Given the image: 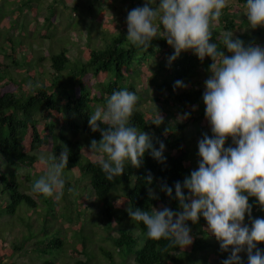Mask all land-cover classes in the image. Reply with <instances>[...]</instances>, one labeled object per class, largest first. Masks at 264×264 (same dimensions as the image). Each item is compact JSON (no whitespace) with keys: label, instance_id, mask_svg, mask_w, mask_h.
Here are the masks:
<instances>
[{"label":"trees","instance_id":"trees-1","mask_svg":"<svg viewBox=\"0 0 264 264\" xmlns=\"http://www.w3.org/2000/svg\"><path fill=\"white\" fill-rule=\"evenodd\" d=\"M30 3L31 0L23 1L20 9ZM145 3L147 0H131V7H143ZM227 3L223 15L213 28L210 42L219 45L220 36L231 31L234 33L233 39H241L246 47L254 46L249 40L252 37L264 48L260 31L248 27L246 15L242 12L245 0H227ZM76 9L75 4L72 11L75 12ZM90 12L92 13V9ZM53 15L51 13L46 18L49 23L52 22ZM96 24L93 25L96 29L91 27L88 30L83 59H70L66 46L62 45L57 52V49H50L47 56L50 71L41 67L40 62L44 57L40 55L37 60L30 62L32 70L27 71L25 77L19 80L11 75L8 66L0 59V218H12L13 222L17 220L24 227L21 236L14 238L10 247L0 246V253H4L5 259L10 260L16 251L25 249L30 242L34 255L41 257L55 251L57 255L54 254L53 260L61 255L64 247L66 250L65 240L60 235L61 229L53 227L60 214L58 202L65 201L63 214L66 221H74L85 210L81 208L78 192L80 189H88L99 203L100 215L104 221L100 222L110 229L108 237L123 259L131 257L133 264H222L230 256L231 246L229 251H222L219 241L205 226L199 225V222H186L191 226L190 245L184 249L176 247L162 251L168 241L149 239L142 222L134 221L141 236L135 234L130 228V216L126 211L131 206L133 209L140 208L151 213L159 205L181 211L179 201L175 198V183L179 181L182 184L193 170L198 169L199 164L194 159L199 152L198 142L203 138L201 135L198 141L191 142L183 137V132L190 123L197 125L201 119H206V105L203 102L205 90L193 80L200 73L208 77L211 75V57L206 56L201 61L192 50H187L181 51L169 63L168 58L175 50L163 38L162 27L146 50L136 48L127 41V29L110 33ZM21 37L19 42L8 37L6 46L0 45V55L8 58L14 65L19 64L17 54L25 47ZM96 38L99 43L95 44ZM219 47L226 55H231L222 45ZM149 60L155 66L154 70L150 69L151 76L145 77L146 72L140 73L137 66L144 68ZM26 61V65H29ZM134 76L143 78V88L141 94L137 93L139 102L130 123L138 131L147 133L156 149H159L161 142L165 145V159L158 161L150 154L151 150H148L139 168L126 162L124 173L113 181H108L100 165L93 163L98 154L90 152L91 141H99L102 138L101 133L93 132L88 122L96 104L102 102L106 105V99L113 91L126 89L135 92L134 85L129 82ZM176 81H182L186 87L174 89ZM103 93L107 96L103 97ZM145 98L157 103V109L145 110L141 106V101ZM175 112L183 116V121L176 119ZM159 114L163 117V122L157 126L151 121ZM207 123L209 124L208 120ZM100 126L107 127L102 123ZM207 135L212 137L213 134L210 131ZM228 146H235L231 137L225 142V147ZM64 148L68 149L69 156L67 167L63 170V177L66 179L63 195L57 200L32 192L33 183L45 171V168H38L41 162L35 152L48 151L59 157ZM21 170H24L22 178L18 175ZM75 171H78V176L73 174ZM149 175L152 177L151 184L146 179ZM71 181L83 184L80 183L78 192L73 194L76 204L70 202L66 194V186ZM165 185L172 188L171 197L162 190ZM149 188L156 191L158 199L149 198ZM183 191L185 195L188 194L187 189ZM248 202L252 206L251 218L246 213L244 223L251 227V221L261 218L263 209L256 197H249ZM39 221L42 222V228L35 233L34 227ZM116 223L118 228L114 230ZM50 231L52 233L49 235ZM32 232L35 235L30 234ZM41 234L42 238L38 239L37 236ZM0 242H3L1 232ZM77 243V247L70 248V254L75 257L85 254L86 258L76 259L71 264H91L89 259L92 255L87 253L90 241L84 238ZM262 243L258 242L257 248L264 252ZM201 251H213L216 261L200 255ZM100 252L108 259L107 264H117L109 250L100 247ZM239 255L240 264H248L246 251ZM4 260H0V264H11L9 261L4 263ZM53 260L45 258L43 264H53Z\"/></svg>","mask_w":264,"mask_h":264},{"label":"clouds","instance_id":"clouds-1","mask_svg":"<svg viewBox=\"0 0 264 264\" xmlns=\"http://www.w3.org/2000/svg\"><path fill=\"white\" fill-rule=\"evenodd\" d=\"M227 6V0H147L143 7L127 14L126 39L132 46L147 50L162 27L163 38L175 50L169 63L187 50L201 61L211 57V75L204 82L203 102L213 135L204 134L198 142V155L202 158L198 169L182 184L175 183V198L181 211L163 207L149 213L131 206L126 211L132 221L143 223L149 239L168 241L162 251L190 245L191 230L186 222L196 223L202 215L221 250L227 252L231 246V254L222 264H240L239 253L245 251L248 264H264V252L257 248L258 242H264V219H253L251 227L244 223L246 213L251 218L249 197H256L264 209V48L246 47L241 39H233L231 31L219 38V45L230 56L217 43L210 42L213 28ZM242 12L248 27L264 26V0H245ZM183 87L186 85L182 81L174 84V89ZM138 102L133 91H113L106 105L90 114L91 130L100 131L102 137L91 141L90 152L98 154L93 163L100 165L108 181L124 173L126 162L139 168L148 150L158 161L165 159V145L161 142L156 149L150 136L130 123ZM98 122L107 127L101 128ZM162 122L160 114L151 121L157 126ZM229 137L235 146L225 147ZM68 156L65 148L59 157L41 152L39 160L45 171L33 183L32 192L58 200L63 195L62 177ZM146 179L151 184V175ZM184 189L188 190L187 195ZM162 190L172 196L171 187L165 185ZM148 195L158 199L151 188Z\"/></svg>","mask_w":264,"mask_h":264},{"label":"rangeland","instance_id":"rangeland-1","mask_svg":"<svg viewBox=\"0 0 264 264\" xmlns=\"http://www.w3.org/2000/svg\"><path fill=\"white\" fill-rule=\"evenodd\" d=\"M25 0H0V45L6 46V38L12 37L15 41H20V37L25 44L22 51L17 54V59L19 64L14 65L8 58L0 55L1 62L6 64L8 71L17 80L24 78L27 71H31L32 67L30 62H34L39 58L40 55L44 59L40 62L41 67L45 70L50 71V62L47 58L50 49L55 52L64 45L67 48V55L70 59L85 57V40L87 38L88 30L93 27V25L99 24L104 31H125L127 29L126 18L128 12L132 9L131 0H31V3L25 5L20 9L22 2ZM233 1V0H231ZM77 6L75 12L72 11L73 5ZM92 9V13L90 10ZM51 13H54L52 22L46 20ZM247 19V17H245ZM47 22V23H46ZM217 24V23H216ZM96 29V26L93 27ZM260 33H264V26L256 27ZM20 36V37H19ZM19 37V38H17ZM254 46L258 45L262 47L259 42L251 37L249 39ZM99 43L98 38L95 39V44ZM26 62L29 65H26ZM154 62L149 60L145 67L137 66L139 72L145 73V77L151 76V70H154ZM3 69V67H2ZM150 71V72H149ZM209 77L205 74L200 73L198 77H195L193 82H198L199 86L205 90V80ZM143 78L140 76H134L129 79V82L134 85V89L137 93H142L143 88ZM95 81H92L94 83ZM95 93V91H93ZM141 92V93H140ZM106 93H103V97H106ZM105 105L100 102L96 104L97 107L103 108ZM141 106L147 110H156L157 103L142 99ZM176 119L178 121H183V116L178 112H175ZM42 126V125H41ZM199 129V132H198ZM211 131L210 124L207 123L206 119H201L197 125L190 123L185 132H183V137L191 142L198 141L199 136L208 134ZM44 152L46 155H51L48 151H36L35 153L39 157V154ZM202 158L197 155L195 157V163L199 164ZM38 168L41 170L45 168L41 163ZM24 170L18 172L20 178L24 176ZM74 175L78 176V171L73 172ZM73 175V176H74ZM64 181L66 179L62 177ZM75 178V177H74ZM81 182L71 181L69 185L66 186V194L69 197L70 202L76 204L73 199V194L78 192V188ZM75 184V187H74ZM82 184V183H81ZM83 185V184H82ZM84 187V186H83ZM154 193L156 192L152 189ZM31 194V191H28ZM80 196L78 197L81 201V208H85L82 215L74 219V221H66L65 218V201L61 200L58 202L59 205V216L53 227L60 228V235L65 240L66 250L64 247V252L53 260L55 251H51L49 254L51 256H37L34 255L32 251V244H29L25 249L21 251H16L11 259H5V254L0 253V260H4V263L9 261L11 264H43L45 258L48 260H53V264H65L67 261L73 263L76 259H85L86 255H80L78 257L72 256L70 254V248L77 247L80 239H86L90 241L88 245L87 253L92 255L89 259L91 264H107L108 259L103 257L100 252V247L109 250L112 253L113 261L117 264H133L131 257H125L123 259L122 255L117 251L116 247L111 243L109 239L108 227L101 223L103 221L100 215V206L95 196L85 189L78 192ZM34 196V195H33ZM35 197V196H34ZM52 198H55L53 196ZM56 199V198H55ZM74 207V205L72 206ZM163 205L156 207L158 210L163 209ZM26 215L24 214V219ZM14 217V216H13ZM75 218V215L73 214ZM261 219H264V209L261 211ZM5 220L3 223L1 221ZM23 220V219H22ZM41 220V219H39ZM131 223L130 228L135 234L141 236L138 227L135 225L134 221L129 217ZM0 232L2 235L3 242H0V246L12 245V240L19 238L23 232V224L17 220L6 219V217L0 218ZM104 222V221H103ZM199 225L205 226L207 228V221L201 215L200 220H198ZM6 226V228H4ZM81 229L79 230V228ZM83 227V229H82ZM191 230V226H188ZM42 228V222L39 221L37 226L34 227V232ZM118 224H114L113 229L117 230ZM82 231V232H80ZM35 233H30L35 235ZM52 233L50 231L49 235ZM210 233V232H209ZM211 234V233H210ZM91 237V238H90ZM38 239L42 238V234L37 236ZM91 239V240H90ZM79 240V241H78ZM142 241V240H140ZM264 246V242L262 243ZM63 251V250H62ZM200 255H206L208 260L215 262L216 254L213 251H201ZM53 257V258H52Z\"/></svg>","mask_w":264,"mask_h":264},{"label":"crops","instance_id":"crops-1","mask_svg":"<svg viewBox=\"0 0 264 264\" xmlns=\"http://www.w3.org/2000/svg\"><path fill=\"white\" fill-rule=\"evenodd\" d=\"M257 31H259V30H257ZM260 36H261L262 39H264V33L261 32Z\"/></svg>","mask_w":264,"mask_h":264}]
</instances>
